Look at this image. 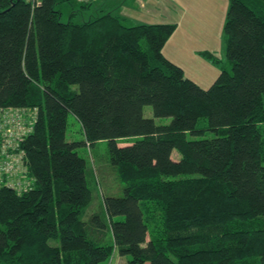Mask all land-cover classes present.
Returning a JSON list of instances; mask_svg holds the SVG:
<instances>
[{"label":"trees","instance_id":"16d2710c","mask_svg":"<svg viewBox=\"0 0 264 264\" xmlns=\"http://www.w3.org/2000/svg\"><path fill=\"white\" fill-rule=\"evenodd\" d=\"M100 2L0 0V109L34 117L26 173L0 176V264H264V0H228L227 69L202 52L220 71L205 90L163 55L175 24ZM101 141L122 194L85 219L78 150Z\"/></svg>","mask_w":264,"mask_h":264},{"label":"rangeland","instance_id":"374dc122","mask_svg":"<svg viewBox=\"0 0 264 264\" xmlns=\"http://www.w3.org/2000/svg\"><path fill=\"white\" fill-rule=\"evenodd\" d=\"M82 2L81 0H78ZM89 2L93 1L96 3L97 1L105 2V4H114L121 6V0H87ZM167 1L169 0H158V6H152L150 9L151 12L148 11L146 14V18H142L139 21L137 18L139 16L138 10L131 11V15L133 19L136 20L135 22H143L146 24H157L160 20H168L164 13V8L168 6ZM179 5L172 3L174 6L171 7V12L176 18L181 19L183 14H191L193 7H197V11H199L200 15L198 18L200 20L201 25L203 26V31L205 32L206 42L201 39H187L183 38L180 41L177 48L186 50V48L195 47L197 45H206L210 41H214V50L215 56L220 58L222 61L221 66L223 69H227L226 65V55H225V42H224V34H223V27L226 19V14L229 8L228 0H176ZM100 2V3H101ZM126 2H133V0H127ZM187 7V12H186ZM120 9V8H119ZM70 9L66 8L64 13V17L62 18V22H67L68 14ZM136 12V13H135ZM81 16V15H80ZM75 18L76 23H81V18ZM189 19L192 16H187ZM211 53V52H210ZM213 54V53H212ZM221 56V57H220ZM219 70V69H218ZM144 116L145 118H153L151 108L147 107L144 109ZM21 120L19 121L14 120V123L10 125L12 128V133L19 131L20 127H24L22 125L26 123H32L34 117H30L28 114L21 115ZM24 117V118H23ZM157 125H165L169 123V119H157L155 120ZM22 131L24 130L21 129ZM26 134V133H25ZM66 140L70 142H84V137L82 135L81 127L79 123L75 120L73 116L68 117L67 121V130H66ZM134 139L127 138L124 140L119 141V144H126L132 143ZM14 143V139L12 141ZM80 156L86 161V177L89 183V186L92 190V201L90 206L87 208L85 219H87L92 213L100 211L102 207V198L104 196H119L122 194L123 184L120 182L117 171L112 168L109 162V151H108V143L105 141L97 142L91 147H81L78 150ZM175 155L177 153L175 152ZM22 173H20L21 175ZM20 177V176H19ZM20 182H19V181ZM13 178L12 180H8V185L15 186L19 184L22 186L21 183L25 184V187L30 186V181L28 182L25 180H20V178ZM29 184V185H28ZM106 241L110 242L108 238ZM110 264H125V260L118 257L116 252L113 253L110 261Z\"/></svg>","mask_w":264,"mask_h":264},{"label":"crops","instance_id":"0c3cea01","mask_svg":"<svg viewBox=\"0 0 264 264\" xmlns=\"http://www.w3.org/2000/svg\"><path fill=\"white\" fill-rule=\"evenodd\" d=\"M126 1L121 0L122 7L119 9L120 14L134 20V15H131L130 9L133 11L138 10L139 16L137 19L139 21L142 18H146L148 11L151 12L149 8L158 6L157 3H159L158 0H133V2L129 3ZM174 1L179 5L176 0ZM167 4L169 5L164 8V13L168 20H160L157 24H175L176 29L163 47V55L171 63L180 67L186 78L205 90L214 83L220 72L215 65L201 56L202 52H211L215 55L214 41H210L206 45L186 48V50L177 48L183 38L193 39L196 36V40L201 39L206 42L207 37L198 18L200 13L197 11V7L192 6L193 10L191 14H183L181 19H177L171 12V7L174 6L172 0L167 1ZM187 16L192 17L189 19Z\"/></svg>","mask_w":264,"mask_h":264},{"label":"built area","instance_id":"2783aa9c","mask_svg":"<svg viewBox=\"0 0 264 264\" xmlns=\"http://www.w3.org/2000/svg\"><path fill=\"white\" fill-rule=\"evenodd\" d=\"M27 2L37 3V0H26ZM87 1V0H81ZM21 115H24L19 110L13 109H0V159L5 160V162L0 161V176L2 174H7L9 177L11 175H17V173L25 174L26 170L23 167V155L22 153H16V147L22 138L28 134L32 128V123H26L22 125L24 127H20L19 131L12 133L11 124L14 123V120L17 118L19 121L21 120ZM24 118V117H23ZM16 119V120H17ZM24 130L22 131L21 129ZM26 133V134H25ZM14 139V143H12ZM19 181V180H18ZM20 182V181H19ZM13 186L16 188H26L25 184L21 183Z\"/></svg>","mask_w":264,"mask_h":264}]
</instances>
